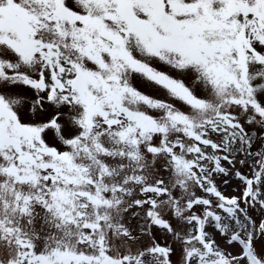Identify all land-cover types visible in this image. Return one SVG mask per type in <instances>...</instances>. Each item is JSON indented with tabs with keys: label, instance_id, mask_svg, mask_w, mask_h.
Returning <instances> with one entry per match:
<instances>
[{
	"label": "snow or ice",
	"instance_id": "6c2138e0",
	"mask_svg": "<svg viewBox=\"0 0 264 264\" xmlns=\"http://www.w3.org/2000/svg\"><path fill=\"white\" fill-rule=\"evenodd\" d=\"M0 264H264V0H0Z\"/></svg>",
	"mask_w": 264,
	"mask_h": 264
}]
</instances>
